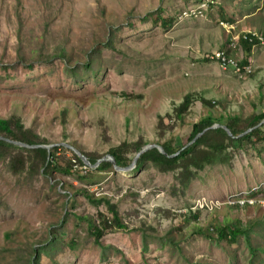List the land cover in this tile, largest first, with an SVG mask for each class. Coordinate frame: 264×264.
Masks as SVG:
<instances>
[{
    "label": "rangeland",
    "instance_id": "obj_1",
    "mask_svg": "<svg viewBox=\"0 0 264 264\" xmlns=\"http://www.w3.org/2000/svg\"><path fill=\"white\" fill-rule=\"evenodd\" d=\"M200 1L205 0H0V118L16 114L49 144L70 142L103 157L111 147L138 139L156 144L175 136L185 144L190 125L207 114L226 121L264 112V45L252 49L251 74L242 77L207 57L232 49L243 32L264 33V0H208L211 7L201 16L177 20L181 10ZM166 18L173 23L161 25ZM109 32L110 45L103 46ZM59 42L74 56L72 66L96 48L93 72L72 74L58 60L37 59L41 44L50 50ZM17 50L24 60L15 65ZM229 53L237 61L245 57L237 46ZM186 94L211 105L193 102L182 125L175 121L173 127L168 114ZM231 153L229 164L205 167L184 189L173 173L161 174L149 165L97 174L100 181L89 192L116 206L124 228L104 234L99 242L108 247H98L86 222L75 216L96 223L98 214H109L104 205L75 196V207L69 206L75 216L62 226L63 245L43 255L40 264H248L242 239L215 243L192 231L193 225L264 219V142ZM5 162L0 161V264L47 238L67 206V184L84 186L73 176L54 173L55 185L49 187L42 177L12 175ZM76 170L83 174L84 169ZM253 191L259 192L251 196ZM242 198L255 203L231 208L230 202ZM195 208L202 210L198 220H185ZM261 228L251 234L259 248ZM262 258L257 254L255 264H264Z\"/></svg>",
    "mask_w": 264,
    "mask_h": 264
},
{
    "label": "trees",
    "instance_id": "obj_2",
    "mask_svg": "<svg viewBox=\"0 0 264 264\" xmlns=\"http://www.w3.org/2000/svg\"><path fill=\"white\" fill-rule=\"evenodd\" d=\"M200 2L198 4H200ZM209 5L210 3L207 8L211 7V5ZM188 10L189 9L184 11L181 10L176 16L177 20L183 12ZM226 22L232 23L228 20ZM172 23V18L161 20V25L167 24V26H169ZM243 34L244 33L238 35L237 42L235 43V47L237 46L245 54L244 59L239 61V64L242 67L247 65V59L250 57L251 50L253 49L250 43L242 39ZM111 35L110 32L107 34L103 46L107 43L110 45ZM235 47L232 48L231 45L232 49L225 50L226 54L229 55V51L235 49ZM37 50L39 52L36 53L35 56L38 60L49 64L58 60L64 66L65 71L72 74L79 70H83V72L88 71L89 73L93 72L91 66L93 63L97 62V54L99 53L96 48L90 47V49L85 52L84 61L81 63L76 61L72 66L69 62H71V59H73L74 56H69V52L64 47V42L57 43V45L53 46L50 50L47 49L46 45L41 44ZM16 55L18 61L14 63L15 65H17L19 61L24 60V58L20 56L19 50H17ZM202 61L206 62L209 60L207 58H202ZM194 96L195 95L193 94H186L182 98L181 103L173 108L172 115L168 114L170 119H174L173 127L177 122L182 125L184 121L183 115L187 114L193 102H200V104L204 106L211 105L209 101H206L201 96L197 98V100L196 98L194 99ZM64 117L65 112L61 114V119H64ZM263 119L264 112L259 114L253 113L246 117L233 115L226 117V121L221 117L215 118L207 114L190 125L185 144L177 143L175 136L160 140L156 144L162 147L166 156L160 154L156 149H150L139 156L135 167L131 171L136 172L143 170L149 165L156 169L158 173H173L178 187L184 189L188 187L189 183L195 178L197 172L202 171L205 167L217 164H229L232 151L237 149L240 150V148L245 147L246 145L252 146L256 143L264 142V124L236 138L247 130L254 128ZM214 124L226 126L232 137L228 136L221 128L208 129ZM160 125L161 123L159 126ZM167 129L169 130V128ZM204 129L208 130L200 135L193 143L187 145V143ZM165 131L166 128H163V130L158 132V138L161 139L164 136ZM0 137L10 141L26 143L28 145H49L44 138H41L32 129L26 128L16 114H11L7 118H0ZM67 144L72 147L76 146L77 150L85 156L90 164H94L97 160L102 158V156L95 152H85L78 148L77 145L70 142ZM146 144L147 143L142 139L133 142H121L119 145L111 147L108 150L107 155L113 158L116 166L121 168L127 167L130 165L136 153ZM59 151L63 152V155L60 156V154H58ZM171 155L174 156L168 157ZM0 161H6L5 164L7 170L12 175L18 176L24 174L25 178L28 179H32V177L36 176L42 177L43 179L45 178L49 187L55 185L54 173L66 177L73 176L81 185H84L76 188L72 184H67V186L71 188L69 191L66 189L67 194L63 195L66 199L67 206H64L65 208L60 219L54 225L50 226V233L47 238L40 241L38 244L27 246L25 250L17 254L15 258H12L10 262L5 264H40V258L43 255L49 257L59 250L61 245H63L61 238L63 235L62 226L68 216H75V214L70 212L69 206L71 209L75 207V196L78 195L93 206H98L100 204L104 205L106 212L109 214V216L102 213L98 214L96 223L87 218V216H75L86 222L88 233L93 237L95 245L104 250L108 246L104 247L99 242L103 235L111 229L124 228V225L118 216L116 206L106 197L102 196L96 198L93 193L89 192V188L98 184L100 181L96 178L97 174L108 171V169L113 170L109 162H101L96 168L90 169L84 166L81 160L69 149L60 146L53 147L49 151L42 148L24 149L5 142L4 140H0ZM77 167L84 169L82 171L83 174H80V172L76 170ZM64 187V184H62L60 190L65 191ZM258 192L259 191H253L250 195L254 196V194ZM56 194L58 193L56 192ZM246 206L248 205L245 204L242 208ZM231 208L239 209L241 207L233 205ZM201 212L202 210L199 208H195L193 211L189 210L188 216L185 217V220L191 218V221L196 222ZM258 225H261L262 227L260 236L261 238H264V219L262 221L258 219L247 221L245 224H242L239 220H223L219 223H211L205 228L193 225L192 231L193 233L206 237L215 243L223 241L229 245H233L236 244L239 239H242L250 254L248 264H255L257 254H262V261H264V245L259 248L251 240V234L255 233V229ZM55 232L57 234H55ZM69 246L74 247L72 239L69 241Z\"/></svg>",
    "mask_w": 264,
    "mask_h": 264
},
{
    "label": "built area",
    "instance_id": "obj_3",
    "mask_svg": "<svg viewBox=\"0 0 264 264\" xmlns=\"http://www.w3.org/2000/svg\"><path fill=\"white\" fill-rule=\"evenodd\" d=\"M209 4L208 0L201 1L200 4L195 6V8H191L186 12H183L182 15L178 19H183V18H196L197 16H201L202 12L207 9ZM242 39L244 41H247L252 45V48L256 47L257 45H264V33L260 32H243ZM237 42V40H236ZM235 47V42L232 43V48ZM210 60L214 61L215 63L218 64V66L222 70H230L232 71L235 75L242 77L248 74H251V66L250 65H245V66H240L239 61L235 60L233 57L230 55H227L225 50H216L214 53H211L210 55L207 56ZM231 205H238L239 207H242L243 205H253L255 202L253 200L248 199V198H242V199H237L233 202ZM195 205L199 208H202L203 206L207 207L205 204L201 203H195ZM230 205V206H231Z\"/></svg>",
    "mask_w": 264,
    "mask_h": 264
},
{
    "label": "water",
    "instance_id": "obj_4",
    "mask_svg": "<svg viewBox=\"0 0 264 264\" xmlns=\"http://www.w3.org/2000/svg\"><path fill=\"white\" fill-rule=\"evenodd\" d=\"M262 124H264V119L258 125H256L254 128L247 130L245 133L237 136L236 138H238V137L250 132L251 130L261 126ZM215 128H221L223 131H225V133L228 136L232 137L231 133L229 132V130L224 125L214 124L213 126H211L208 129H215ZM208 129H204L202 132L197 134L189 143H187V145H190L191 143H193L200 135H202ZM0 140H4L5 142H8L10 144H13V145H15L17 147L24 148V149L42 148V149H45L46 151H49L53 147L60 146V147H63L65 149L71 150L81 160L83 165L88 167V168H90V169H94V168H96L99 165V163L107 161V162H109L111 164L113 170L115 172H119V173H126V172L131 171L135 167L136 161L139 158V156L141 154L145 153L146 151L150 150V149H156L160 154L166 156V154L163 151L161 146H159L157 144H153V143H148V144L142 146V148L136 153V155L133 157V159H132V161H131L129 166L121 168V167H118V166L115 165V162H114L113 158L111 156H109V155H105L102 158H100L99 160H97L94 164H90L83 154H81L77 149H75L74 147L70 146L67 143L49 144V145H28L26 143H21V142H17V141H10V140H7V139H3L2 137H0ZM173 156L174 155H171V156H168V157H173Z\"/></svg>",
    "mask_w": 264,
    "mask_h": 264
},
{
    "label": "crops",
    "instance_id": "obj_5",
    "mask_svg": "<svg viewBox=\"0 0 264 264\" xmlns=\"http://www.w3.org/2000/svg\"><path fill=\"white\" fill-rule=\"evenodd\" d=\"M241 50V49H240ZM241 52H242V50H241ZM251 52H252V50H251Z\"/></svg>",
    "mask_w": 264,
    "mask_h": 264
}]
</instances>
